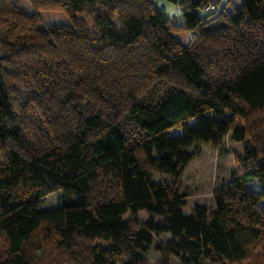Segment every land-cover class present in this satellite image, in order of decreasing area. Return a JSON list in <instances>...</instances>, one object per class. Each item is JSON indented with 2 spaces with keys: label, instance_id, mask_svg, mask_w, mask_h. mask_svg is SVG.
Listing matches in <instances>:
<instances>
[{
  "label": "trees",
  "instance_id": "obj_1",
  "mask_svg": "<svg viewBox=\"0 0 264 264\" xmlns=\"http://www.w3.org/2000/svg\"><path fill=\"white\" fill-rule=\"evenodd\" d=\"M21 1L0 0V264H149L164 232L162 264H264V0ZM229 134V181L184 213L189 150Z\"/></svg>",
  "mask_w": 264,
  "mask_h": 264
},
{
  "label": "rangeland",
  "instance_id": "obj_2",
  "mask_svg": "<svg viewBox=\"0 0 264 264\" xmlns=\"http://www.w3.org/2000/svg\"><path fill=\"white\" fill-rule=\"evenodd\" d=\"M158 8L166 12L169 18L184 19L183 11L176 3L170 0H155ZM228 0H221L223 6ZM21 5L24 10L31 13L33 5L29 0H22ZM200 15H205L203 10ZM59 21V20H55ZM182 133L181 128L174 130ZM248 141H237L227 135L221 146L216 147L213 144L199 143L196 147L189 150L193 157L189 163L182 166L181 190L187 192L186 206L183 212L189 214L193 211L195 205L203 204L213 207L215 204L214 192L217 188L228 182L231 176V169L235 165V153H243L245 144ZM153 176L157 180H166L172 182L173 179L165 173L154 171ZM249 188L254 189L258 186L256 180L248 183ZM61 191L57 190L46 197L40 204V208L57 207L61 202ZM140 220L145 221L151 218V214L141 211L138 214ZM171 237L169 232L154 235L151 243L146 244V249L142 252L149 264H162L165 260L164 255L159 249L160 243ZM171 264H182L180 258L173 256L170 259Z\"/></svg>",
  "mask_w": 264,
  "mask_h": 264
},
{
  "label": "built area",
  "instance_id": "obj_3",
  "mask_svg": "<svg viewBox=\"0 0 264 264\" xmlns=\"http://www.w3.org/2000/svg\"><path fill=\"white\" fill-rule=\"evenodd\" d=\"M222 9L221 0H208L204 10L212 15H217Z\"/></svg>",
  "mask_w": 264,
  "mask_h": 264
}]
</instances>
